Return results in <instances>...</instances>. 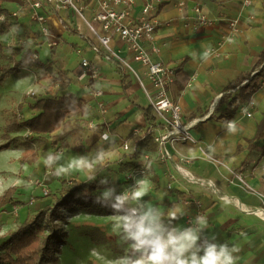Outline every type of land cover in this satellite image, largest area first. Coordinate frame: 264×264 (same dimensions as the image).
<instances>
[{
  "label": "crops",
  "instance_id": "obj_1",
  "mask_svg": "<svg viewBox=\"0 0 264 264\" xmlns=\"http://www.w3.org/2000/svg\"><path fill=\"white\" fill-rule=\"evenodd\" d=\"M147 1L151 0H134L133 16L139 15L141 7ZM158 2L155 13L157 27L153 39L157 51L150 50L151 45L147 41L143 42L144 46L150 50L152 59L175 67V78L168 87V93L180 104L184 119L203 116L210 110L209 116L192 128L193 139L190 142L168 145L173 158L179 155L189 158L190 162L183 166L194 177L199 178V182L185 180L174 169L170 160L158 157L153 133L143 137L133 133L135 127L144 129L154 125L153 132L156 133L162 127L155 121L149 98L137 79L141 77L147 84L144 68L132 59L125 44L118 38L111 40L112 48L128 60L137 76L112 58H107L101 52H94L91 46L97 44L96 38L70 10L53 9L41 11L45 14L46 24L56 36L58 45L48 48L44 43H34L31 51L35 48L38 54L41 51L42 58L37 60L49 63L54 74L59 73L68 80L66 88L60 90V93L71 92L82 100L83 110L72 115V119L82 128L77 136L68 135L57 144L60 150L56 156H60V159H54L48 168L41 163L39 169H35L42 170L37 173V177L42 185L55 190L53 185L59 176L87 183L91 181L87 179L89 175L104 174L111 182L109 191L113 195L116 194L115 191L122 193L126 189L131 190L137 180L143 179L148 189V194L143 198L145 202L160 207L165 213L173 205L183 209V217L173 221L175 224L187 226L194 221L196 215H204L208 221L206 234L215 235L219 242L239 247L240 251L235 254L236 264H264V84L248 98L254 101L251 116L245 115V106L249 101L247 98L238 97L236 108L228 117L226 115L234 104L228 103V100L220 101L221 96L228 92L225 89L231 82L240 80L243 84L246 78L261 67L257 63L264 48V0ZM21 4L22 1H0V9H4L0 13L18 11L20 17L17 21L21 23L20 27L33 25L31 28H34L35 25V31H38L39 26L30 20L28 11L18 10ZM196 6L211 21V25L195 26ZM85 14L90 18V11L86 10ZM6 20L11 22L15 17ZM233 20H237L236 30L230 27ZM37 38L41 39L39 33ZM63 47L77 56L69 69L64 67L59 57ZM76 48L82 50L81 54L75 52ZM82 56L95 62L98 67L99 77L93 83L89 84L87 77L82 75L79 67ZM54 66H57V72L53 70ZM34 75L36 76L35 73ZM47 81L48 79H42L36 85H46ZM57 86L56 84L54 89ZM238 87L229 92L236 94ZM96 89L101 90L100 95L95 94ZM147 108L149 115L145 116ZM230 120L237 126L235 133H229L225 127ZM104 131L114 137L113 143L99 140V135ZM129 134L136 137L137 141L151 135L152 142L156 145L155 150L148 146L140 148L142 155L132 161L133 164L140 165L137 169L120 167L129 162L132 152ZM73 139H77L76 147L63 145ZM42 141L45 143H36V146L42 150L47 145L42 154L45 158L47 150L56 149L57 146H50L51 138H43ZM123 143L129 145L128 149L123 148ZM78 146L81 148L77 149ZM97 151H103L100 162L94 159ZM81 156L88 158L85 163L90 167L81 169L73 159ZM70 161L72 168L60 175L55 174L60 165L67 167ZM237 175L243 178L244 183ZM50 188L47 194L43 193L44 189L41 187L33 190V195L42 197L38 200H41L39 203L36 202L37 207L52 204L47 196L51 193ZM80 211L94 212L99 216L101 213L84 207ZM107 214L110 217L119 215L113 210L105 213ZM5 217L10 218V210ZM118 221L120 222V218ZM112 222L114 220L110 218L109 223ZM104 228L105 226L97 227L96 232L99 233L98 230L101 229L103 235L107 231ZM84 229L88 231L90 228ZM92 247L91 245L90 249Z\"/></svg>",
  "mask_w": 264,
  "mask_h": 264
},
{
  "label": "trees",
  "instance_id": "obj_2",
  "mask_svg": "<svg viewBox=\"0 0 264 264\" xmlns=\"http://www.w3.org/2000/svg\"><path fill=\"white\" fill-rule=\"evenodd\" d=\"M4 2H20L21 0H0ZM4 11V9H1ZM12 27V23L8 20L0 22V34H3ZM34 45L32 41L29 42L27 47H17L14 45L5 46L0 42V51L5 48L8 49V55L11 64L0 65V81L16 71L19 67H29L37 70L35 72V82L39 84L40 80L48 79L49 83L44 85L43 95L37 94L31 101L25 103L19 102L16 105V109L20 112L23 108H30L31 110L38 111L37 114L32 113L30 117L23 118L18 121L16 113L14 112L10 122L5 126V132L8 134L11 131H17L21 128H26L31 133H36L37 140L40 139V135H48L58 131L51 135L52 145H57L66 136H77L78 131L82 126L75 122L70 115L74 112L83 110V102L77 96L71 92L60 93V90L66 88L68 80L64 79L61 74H54L51 70V65L47 62H41L33 59L31 56V47ZM260 69L253 75L246 78V82L235 80L231 82L225 89L228 91L224 93L220 101L228 100V103L234 104L229 110L226 117L230 116L236 108V101L238 97L249 98L264 81V48L260 52L259 61L257 66ZM58 85L54 89L55 85ZM41 86V84H40ZM239 86L238 92L234 95L229 92L230 89ZM57 90V94L55 92ZM249 100V99H248ZM145 116L149 115V109H145ZM130 145L132 146V152L129 155V162L121 165L123 168H139L140 165L133 164V159H138L142 154L140 148L149 147L151 150L156 149V145L152 142V136L147 135L144 139L136 140V137L129 134ZM35 138L26 137V141ZM29 140V141H30ZM32 143V142H31ZM7 144H1L0 150L5 148ZM81 148L78 146L77 149ZM60 150L58 146L52 151L53 157L57 155ZM38 158V149L30 147L22 152V159L29 163H34ZM50 165L45 164V168ZM71 182V181H70ZM110 184L107 179L105 182L101 180L90 181L87 183H76L72 181H61L60 188L57 196L53 198L52 205H46L39 209L33 215H27L16 230L10 233L8 236L3 237L0 245L2 246V252H0V264H59L58 253L60 247L64 244L65 230L62 228L64 223V215L61 213V207H68L72 205V201L76 198L82 199V206L86 209L93 208V205L105 206L112 208L115 203L116 194H111L108 197H101L100 189H104ZM16 187H9L0 196V208L3 204H6L11 200V196L16 191ZM113 209V208H112ZM130 254V248L128 249V255Z\"/></svg>",
  "mask_w": 264,
  "mask_h": 264
},
{
  "label": "rangeland",
  "instance_id": "obj_3",
  "mask_svg": "<svg viewBox=\"0 0 264 264\" xmlns=\"http://www.w3.org/2000/svg\"><path fill=\"white\" fill-rule=\"evenodd\" d=\"M21 16L25 18V15L23 16L22 14ZM19 17L20 16L18 15L15 16V20L11 21L12 27L3 34H0V42L5 44V46L14 45L23 48L29 46L30 41L35 44L41 43L38 42V33H36L38 31H35V25L34 28H31L33 25L25 28L21 25L20 27L21 23L17 21ZM60 45L62 46L63 44ZM35 50H37V48H35ZM61 52L62 54L59 57L62 60L64 67L69 69L76 61L77 56L73 52L70 53L67 49H65V47L62 48ZM38 55V58H42L41 51ZM5 63H12L9 58L7 48L0 51V65ZM53 70L57 72V66H54ZM35 72H37V70L33 68L26 66L19 67L16 71L7 75L2 82L0 81V145L7 144L5 148L0 150V196L9 187L17 188L13 196H11V200H9L8 203L3 204L0 208V243L3 240V237L8 236L16 230L26 214L31 216L44 207H37V204L41 201L38 200L42 197L33 195L35 194L33 190L37 187H41L43 189L47 188L49 193L50 187L45 184L42 185V182H40L37 177V173L40 171L42 172V170H35L39 169L41 163L45 165L44 161L46 157L44 158L42 154L45 153L47 145L40 150V147L36 146V143L38 144L44 141L37 140V136L39 135L31 133L26 128L11 131L8 134L5 132V126L10 122L14 112L16 113L18 121L23 120V116L30 117L32 113H38V111L31 110L30 108L22 109L20 112L16 109V105L19 102L23 101V103H25L26 101L33 100L34 97L27 95L29 90H33L35 95H43V89L40 87H44L45 84L41 86L36 85L38 83H36L34 79V77H36L34 75ZM47 83H49V81H47ZM56 88L57 87H55V89ZM55 92L57 94V90H55ZM72 115L73 114L70 115L71 118ZM54 133L46 136L40 135V139H50V136ZM27 136L29 138H35L34 142L30 139V141H26ZM67 144H70L72 147H76L78 142L77 139H73L69 142L66 141L63 145ZM50 146L54 145L50 144ZM56 146L57 145H55V147ZM30 147L38 149V158L34 163H29L28 161L22 159V152ZM53 149H48L46 156L48 153H52ZM93 177L94 178L91 179V181L101 180V182H105L107 180L104 174H98ZM62 180L68 181L69 183L72 182L66 178V176L61 178L59 176L57 182L53 185V187H56L55 190L60 187ZM76 183L80 182L77 181ZM104 189H100L101 197H104L105 192H110L109 186ZM50 190L51 193L47 196L53 204V198H55V195L57 196L56 192L58 190H56V192L53 188H50ZM114 193H116V195L120 194L119 191H115ZM81 200L82 199L80 198H76L72 201L71 206L60 208L61 213L65 218L62 226L65 230V235L63 236L65 242L60 247V252L58 253L59 264H119V259L128 255V249L130 248L129 246L131 243L130 241H126L123 237V232L120 230V222L118 221L120 218L119 215H113L114 217H110L109 214L105 215V213L113 209L98 205H93L92 210H99V212H101L100 216L94 212L80 211V208L83 207L82 202H80ZM11 206L13 209H11ZM9 210L10 218L7 219L5 215H9ZM110 218L114 220V222H112L113 224L109 223ZM110 224H112V226H109ZM82 225L85 227H82ZM101 226H105L104 229L107 230L103 232V235H101V229L98 230L99 233L96 232V228ZM86 227L90 229L86 231L84 229ZM81 229H83V231ZM91 245L93 247L90 249ZM0 249H2L1 245ZM0 252H2V250Z\"/></svg>",
  "mask_w": 264,
  "mask_h": 264
},
{
  "label": "built area",
  "instance_id": "obj_4",
  "mask_svg": "<svg viewBox=\"0 0 264 264\" xmlns=\"http://www.w3.org/2000/svg\"><path fill=\"white\" fill-rule=\"evenodd\" d=\"M19 11L27 9L30 20L34 21L39 26L38 33L41 37L40 42L44 43L48 48H53L58 45L56 36L50 31L46 24V16L41 10L53 9L56 11L70 10L74 16L79 18L91 34L96 38L97 44L91 48L96 53H103L107 58H112L118 65L129 68L134 75L133 70L128 60L121 56L111 46V40L118 38L125 44L126 50L131 54L132 59L138 62L144 68V74L147 78L145 84L141 77H137L140 87L145 95L149 98V105L154 115L155 121L162 127L158 133L153 132L154 125H149L147 128L133 129L136 135L145 136V134L153 133V141L158 147V157L161 160H170L174 169L178 174L189 182H199V178L194 177L183 164L190 162L189 158L179 155L173 158L169 151L168 145L177 142H190L193 137L191 134L192 128L206 119L209 116V111L203 116L184 119L181 106L173 100L168 93V87L175 78L176 69L159 60H154L149 54V51H157L156 45L153 43L154 33L157 27L156 10L159 5L158 0H151L144 3L140 9L138 16H133L134 0H21ZM88 10L91 13L90 18L85 14ZM196 16L195 26L211 25V21L202 14L199 6L194 8ZM19 15L18 11L9 14L0 13V20L4 21L9 17L14 18ZM237 20L230 22V27L236 30ZM149 42L150 50L145 48L143 42ZM33 59H38L37 50L31 51ZM75 52L81 54L82 50L76 48ZM79 67L82 75L86 76L89 84L93 83L99 77V70L95 62L81 57ZM137 76V75H136ZM264 81L261 82V85ZM152 89V90H151ZM95 94L100 95L101 90L96 89ZM27 95L34 96L33 90H29ZM254 106V101L249 100L245 106V115L251 116V109ZM231 121V120H230ZM123 148L128 149L127 143L122 144ZM238 179L244 183L243 178L237 175ZM170 188V185H168ZM47 189H44V194H47Z\"/></svg>",
  "mask_w": 264,
  "mask_h": 264
},
{
  "label": "clouds",
  "instance_id": "obj_5",
  "mask_svg": "<svg viewBox=\"0 0 264 264\" xmlns=\"http://www.w3.org/2000/svg\"><path fill=\"white\" fill-rule=\"evenodd\" d=\"M225 127L229 133H235V122L228 121ZM101 142H114V137L104 131L99 135ZM60 156L53 157L48 153L45 164ZM81 169L90 167L85 163L87 157L73 158ZM94 159L102 161L103 151H97ZM72 162L66 167L60 165L56 175L72 168ZM94 177L89 175L88 180ZM148 194L146 182L136 181L131 190L115 196L112 208L120 217V229L126 241H130V254L119 259V264H236V253L240 251L236 245L219 242L215 235L206 234L208 227L204 215H196L194 221L187 226L175 224L173 221L183 217L184 211L178 205H173L167 213L160 207L147 203L143 198ZM111 192H105L108 197ZM162 199V196H161Z\"/></svg>",
  "mask_w": 264,
  "mask_h": 264
}]
</instances>
